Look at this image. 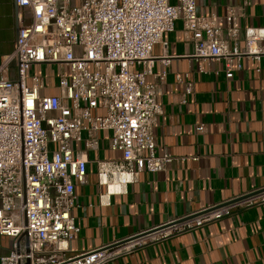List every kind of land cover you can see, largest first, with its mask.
Instances as JSON below:
<instances>
[{
    "label": "built area",
    "instance_id": "2783aa9c",
    "mask_svg": "<svg viewBox=\"0 0 264 264\" xmlns=\"http://www.w3.org/2000/svg\"><path fill=\"white\" fill-rule=\"evenodd\" d=\"M14 3L17 36L0 61V233L13 242L0 264H104L149 240L264 202L262 186L173 217L153 226H159L156 230L68 255L69 240L81 229L72 214L76 182L88 179V150L100 148L101 129L110 130L109 146L122 150L119 158H96L97 182L104 184L101 204L110 202L112 193L127 192L142 170L167 169L177 156L158 150L154 130L156 115L164 112L158 95L168 72L153 70V49L158 42L168 47L164 33L182 19L194 42L197 69L209 72L213 61L225 60L229 78L246 56L259 62V72L264 69V26L241 31L242 6L207 15L199 12L198 0ZM160 58L165 65L171 62L169 55ZM12 63L16 78L9 76ZM32 66L58 71L45 77L32 72ZM177 78L190 94L193 80L183 74ZM50 89L57 92L47 93Z\"/></svg>",
    "mask_w": 264,
    "mask_h": 264
},
{
    "label": "crops",
    "instance_id": "0c3cea01",
    "mask_svg": "<svg viewBox=\"0 0 264 264\" xmlns=\"http://www.w3.org/2000/svg\"><path fill=\"white\" fill-rule=\"evenodd\" d=\"M229 5L243 7L238 19L241 31L248 25L264 26V0H198L199 12L207 15H224ZM14 13V0H0V61L13 50ZM164 34L168 47L158 42L153 49V70L168 72L158 95L164 112L156 115L154 130L158 150L177 156L167 169L142 170L127 192L112 193L110 202L101 204L104 184L97 182L96 158L122 154L109 146L110 130L101 129L100 148L88 150V179L76 182L72 214L81 229L69 240L68 255L264 186V69L259 72V62L246 56L229 78L225 60H215L212 70L201 72L182 19ZM163 54L171 57L168 65L160 58ZM52 67L32 66L31 71L47 77L48 72L57 73ZM16 72L12 63L10 78H16ZM178 74L193 80L190 94L185 95ZM154 79L148 76L149 81ZM198 123L206 128L198 130ZM12 242L11 236L0 233V257L9 252ZM104 264H264V202L149 240Z\"/></svg>",
    "mask_w": 264,
    "mask_h": 264
},
{
    "label": "water",
    "instance_id": "95a60500",
    "mask_svg": "<svg viewBox=\"0 0 264 264\" xmlns=\"http://www.w3.org/2000/svg\"><path fill=\"white\" fill-rule=\"evenodd\" d=\"M160 226V225H159ZM159 226H157V227H153V228H150V229H146V230H142L141 232H139V233H137L138 235L139 234H141V233H145V232H147V231H149V230H156L157 228H159Z\"/></svg>",
    "mask_w": 264,
    "mask_h": 264
},
{
    "label": "bare ground",
    "instance_id": "6f19581e",
    "mask_svg": "<svg viewBox=\"0 0 264 264\" xmlns=\"http://www.w3.org/2000/svg\"><path fill=\"white\" fill-rule=\"evenodd\" d=\"M116 186H117V184H115V183H114V184H112V187H116Z\"/></svg>",
    "mask_w": 264,
    "mask_h": 264
},
{
    "label": "rangeland",
    "instance_id": "374dc122",
    "mask_svg": "<svg viewBox=\"0 0 264 264\" xmlns=\"http://www.w3.org/2000/svg\"><path fill=\"white\" fill-rule=\"evenodd\" d=\"M52 68H53V69H56V66H53ZM55 71L57 72V70H55ZM32 72H34V71H32Z\"/></svg>",
    "mask_w": 264,
    "mask_h": 264
}]
</instances>
